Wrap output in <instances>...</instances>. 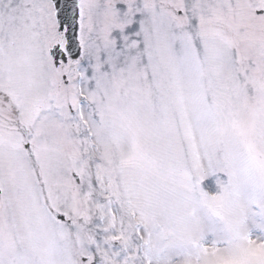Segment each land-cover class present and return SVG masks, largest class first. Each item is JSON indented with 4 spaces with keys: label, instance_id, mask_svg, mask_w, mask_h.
<instances>
[{
    "label": "snow or ice",
    "instance_id": "snow-or-ice-1",
    "mask_svg": "<svg viewBox=\"0 0 264 264\" xmlns=\"http://www.w3.org/2000/svg\"><path fill=\"white\" fill-rule=\"evenodd\" d=\"M0 264H264V0H0Z\"/></svg>",
    "mask_w": 264,
    "mask_h": 264
}]
</instances>
